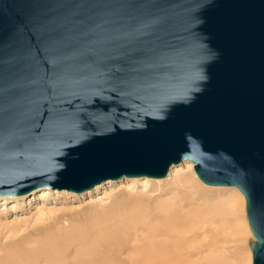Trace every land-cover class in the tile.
Instances as JSON below:
<instances>
[{"label": "water", "instance_id": "obj_1", "mask_svg": "<svg viewBox=\"0 0 264 264\" xmlns=\"http://www.w3.org/2000/svg\"><path fill=\"white\" fill-rule=\"evenodd\" d=\"M184 159L264 264V0H0V196Z\"/></svg>", "mask_w": 264, "mask_h": 264}, {"label": "rangeland", "instance_id": "obj_2", "mask_svg": "<svg viewBox=\"0 0 264 264\" xmlns=\"http://www.w3.org/2000/svg\"><path fill=\"white\" fill-rule=\"evenodd\" d=\"M189 164V161L182 160L174 167L171 174L168 173L167 176L161 178L163 181L155 182L148 187H144L143 183L146 178L124 176L119 179L102 181L82 192L43 187L34 189L28 194L10 196L8 201L4 199L7 195L0 196V264H3L5 259L14 256L13 259L16 263L9 261V264H94L92 251L96 249L98 242L94 241L97 237L95 236L96 230L92 231V226L95 225V222L103 219L105 215L116 210L119 212L123 208L121 204L117 203V199L127 198L123 200L129 199L131 202L142 195H150L152 204L169 197L187 202L193 196L199 201L201 197L204 199L210 194L224 192V189L212 191L201 189L199 185H205V183L193 176ZM192 165L194 168V164ZM216 187L230 188L228 186ZM190 190L195 191L193 196H191ZM192 205L186 204L184 209L189 210ZM112 208L114 211H111ZM95 216L100 217L99 220L95 219ZM247 219L245 204L243 212L238 211L229 219V229H225L221 223L217 225L221 229L220 235H225V238L219 235L222 241L216 240L214 245L218 247L219 253L225 256L223 258L226 259L227 264H252L251 242L254 236L251 230L245 228ZM211 226L209 227L215 229L213 225ZM91 233H94V238ZM133 233L131 231V234L128 233L129 236H124V239L119 237L112 244L107 243L102 246V253H104L102 258L108 254V251L105 252L108 248L109 251L114 250L112 253L110 252V256L113 258L112 264H140L139 251L141 250L140 246L142 247L141 244H145V238L142 239L145 234L142 235V231L139 230L134 233L135 235ZM215 234L214 231L211 233L202 231V234L194 242L197 245H204V249L190 253L186 257L190 259L202 258L206 252L210 251L208 250L209 244L213 242L212 239L211 241L206 239ZM63 236L62 243L65 247L60 254L55 253L51 257L43 255V257H35L34 260L30 259V255L38 251L37 249L42 243L54 244L56 241L53 242V238L60 240ZM65 238L69 239L65 240ZM92 239L94 243L89 242ZM144 246L142 250H144ZM212 248L211 251H215Z\"/></svg>", "mask_w": 264, "mask_h": 264}, {"label": "bare ground", "instance_id": "obj_3", "mask_svg": "<svg viewBox=\"0 0 264 264\" xmlns=\"http://www.w3.org/2000/svg\"><path fill=\"white\" fill-rule=\"evenodd\" d=\"M184 160L190 162L189 166H191L192 168L193 176H196L202 182L193 168V162L187 159ZM176 165H178V163H173V165H170L168 171L169 174L173 172V169ZM138 178H146L143 181L144 187H148V185L150 184L153 185V183L155 182L163 181L161 178L148 176H138ZM206 184L207 183H205V185L199 186L201 189L207 191L224 189V192L219 194L217 193L215 195L210 194L204 199L201 197L202 199L200 198V200L198 201V199L193 196L195 191L190 190L189 192H191V196L193 197L187 202L181 199H174L173 197H169L168 199L155 204L151 203L152 196L150 195L143 196L141 194L142 197L136 198L131 202L129 199V201L123 200L127 198L120 199L119 197L120 200L117 199V203L119 205L121 204V207L123 206V208H121L119 212H117V210L114 211L113 206L111 211L117 212L116 214L114 212H111L108 215H105L103 219H100L99 222H95V225L92 226V231L93 229L96 230L95 236L97 237V239L94 241L98 242L96 249L92 251L93 263L112 264L113 258H111L112 256H110V252L112 253L113 249L109 251L107 248L105 252L108 251V254L106 253L107 255L102 258V255L104 253H102L103 249L101 247L107 243L112 244V242L116 241V239L119 237H123L124 239V236L127 237L128 233L131 234V231L135 233L139 230L142 231V235L145 234L142 239L145 238L146 240L145 244H141L142 247L145 245L144 250H142L143 248L140 246V264H227L225 261L226 259L224 260L225 256L221 255L219 253L218 247L214 245L216 240H218L219 242L222 241L220 236H224L225 238V235H220L221 229H219V226L217 227V225L218 223H221V226L224 225L225 229H229V219H231L236 214V212H243L246 204V198L240 191V189L235 186ZM216 186H228L230 188ZM10 196L11 195H7L4 197V199L8 201V198ZM128 203L129 205L127 206ZM186 204L193 205L189 210H186L184 209ZM116 207L120 208L118 206ZM97 216H95L94 218L97 219ZM211 225H213L215 229L211 228ZM245 228L247 230L249 229V231L251 230L248 219L245 222ZM202 231H205V233H211L212 231L216 232L215 235L206 239L207 241H211V239L213 241L211 242L213 244H209L210 248L208 250L210 251L208 253L206 252V254L202 258L194 257L190 259L186 257V255H190V253H195L196 251H201L202 249H204V245H197L194 242L195 240H197V238H199L200 234H202ZM226 232L229 231L226 230ZM91 234L93 236L94 233ZM53 239V242L56 241L54 244H48V242L42 243L38 249L36 248L39 252L35 250L36 252L30 255V259L34 260L35 257H43V255L51 257L55 253L60 254L62 251H64L65 246L62 243L64 241V236L60 240L55 238ZM66 239L67 238H65V240ZM89 242H93V239ZM211 247H213L212 249H215V251H211ZM13 258L5 259V262L2 263L9 264V261L12 263H16L15 259Z\"/></svg>", "mask_w": 264, "mask_h": 264}]
</instances>
